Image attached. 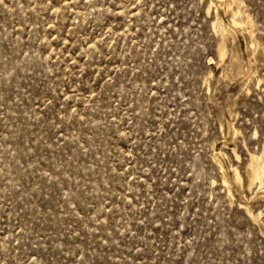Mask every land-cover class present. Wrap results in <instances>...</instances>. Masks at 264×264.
<instances>
[{"label": "rangeland", "instance_id": "rangeland-1", "mask_svg": "<svg viewBox=\"0 0 264 264\" xmlns=\"http://www.w3.org/2000/svg\"><path fill=\"white\" fill-rule=\"evenodd\" d=\"M263 149L264 0H0V264H264Z\"/></svg>", "mask_w": 264, "mask_h": 264}, {"label": "bare ground", "instance_id": "bare-ground-1", "mask_svg": "<svg viewBox=\"0 0 264 264\" xmlns=\"http://www.w3.org/2000/svg\"><path fill=\"white\" fill-rule=\"evenodd\" d=\"M236 14H235V16L233 18V22L234 23H237L238 22V18L236 17ZM233 171H234L233 174L235 175L234 178H236L237 181L240 182V174H239L238 170L236 168H234ZM247 174H248V178H249V188L250 189L252 188L253 185H256L257 184V185L261 186V185L264 184V149H263V152L261 154H255V153H252L251 154V156H250V162L247 165ZM227 185L225 184V187ZM245 207H247V206H245ZM247 210H249L248 207H247ZM250 210L252 211V209H250ZM250 210H249V212H250Z\"/></svg>", "mask_w": 264, "mask_h": 264}]
</instances>
